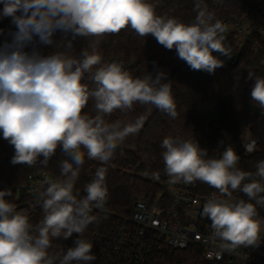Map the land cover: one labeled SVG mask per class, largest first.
Masks as SVG:
<instances>
[{
  "label": "clouds",
  "instance_id": "obj_1",
  "mask_svg": "<svg viewBox=\"0 0 264 264\" xmlns=\"http://www.w3.org/2000/svg\"><path fill=\"white\" fill-rule=\"evenodd\" d=\"M0 5V19L10 18L13 26L7 32L0 28V137L14 149L11 163L47 165L57 149L66 157L60 162L63 179L45 178L46 187L36 194L43 218L35 227L6 199L10 191L0 190V264H90L96 259L93 245L79 237L96 220L94 208L103 209L107 201L103 165L143 125V117L131 123L107 118L117 111L126 114L136 104L154 106L172 119L178 115L165 72L134 77L120 63H102L97 45L105 35L130 28L174 49L191 70L213 74L224 64L220 56H230L223 43L227 28L204 0H194L191 23L158 15L148 0H0ZM57 36L67 48L77 38L92 42L79 56L46 53ZM248 79L254 81L251 100L264 109V77L249 72ZM90 100L95 115L84 111ZM161 148L169 183L200 181L220 197H231L237 190L248 197L231 202L214 194L203 204L201 215L211 221L221 248L258 244L256 205L264 207V160L252 173L237 167L240 157L230 145L218 158L209 157L192 139L165 137ZM86 159L102 166L81 197L75 185ZM74 234L73 246L62 256L49 255L53 239L68 240Z\"/></svg>",
  "mask_w": 264,
  "mask_h": 264
},
{
  "label": "trees",
  "instance_id": "obj_2",
  "mask_svg": "<svg viewBox=\"0 0 264 264\" xmlns=\"http://www.w3.org/2000/svg\"><path fill=\"white\" fill-rule=\"evenodd\" d=\"M148 2L154 5L158 15L175 17L185 23H191L196 16L194 0H148ZM204 3L214 12L216 18L251 11V6L247 2L238 0H222L218 8H214L210 0H204ZM0 28L5 32L12 28L10 18L0 19ZM257 39L259 47L256 52L251 46H247L238 53L231 40L225 42L224 46L230 49V56H220L224 62L223 66L209 74L191 70L177 57L174 49H165L151 35L142 38L130 28H125L118 34H107L102 38L97 45L102 63H120L134 77L143 76L148 72H165L167 81L171 83L178 114L172 119L154 106L136 104L133 110L126 114L117 111L107 118L110 121L119 119L131 123L138 117H143L141 129L129 135L116 149L111 160L103 165L107 168L108 198L105 207L109 211L129 216L136 199L150 201L163 190V184L168 178L164 172L161 155L164 151L161 142L165 137L198 141L202 148L208 150L209 157H213L221 138L223 143L228 138L231 143L236 144L250 131L258 142L257 150L252 155H246L239 150L237 154L240 159L237 167L255 173L257 163L264 160V109L251 100L250 93L254 81L248 79L249 72L264 77V69L260 66L264 59V39L259 36ZM56 41L53 48H45L44 51L46 53L64 51L68 55L79 56L81 49L89 47L92 38H77L71 48H67V42L59 36L56 37ZM234 57H237L236 63H232ZM85 82L92 86L87 77ZM204 102L213 103L214 110L210 113L198 111L197 104ZM84 111L89 115H95L93 101H89ZM13 155V147L0 137V190L10 191L11 195L6 199L14 205L19 202L17 187L28 182L32 174L47 173L54 180L63 179L60 162L66 157L59 149L47 165L39 161L33 166L14 165L11 163ZM100 166H102L100 161L85 160L75 185V191L79 196L85 195V185L94 179L95 170ZM154 174L159 175L158 180L153 178ZM198 182L203 193L217 191L205 183ZM235 197L236 201L248 200V197L238 190L235 191ZM256 207L257 219L260 223L264 222V207L260 205ZM39 211L34 227L43 218L40 206ZM72 238L53 239L52 247L48 250L49 255L62 256L67 248L71 247ZM161 264L213 263L205 261L198 249H188L179 253H166Z\"/></svg>",
  "mask_w": 264,
  "mask_h": 264
},
{
  "label": "built area",
  "instance_id": "obj_3",
  "mask_svg": "<svg viewBox=\"0 0 264 264\" xmlns=\"http://www.w3.org/2000/svg\"><path fill=\"white\" fill-rule=\"evenodd\" d=\"M210 1L214 8H218L222 0ZM238 1L247 2L251 11L226 18L215 17L227 28L223 43L231 40L238 53L247 46L256 52L259 47L257 37L264 39V0ZM236 62L237 57H234L232 63ZM260 66L264 69V59ZM257 147V140L248 131L236 143L235 151L252 155ZM45 178L54 180L47 173L32 174L28 182L16 189L19 199L16 209L28 216L33 226L40 212V201L35 197L46 187ZM214 194L229 198L220 197L218 191L201 192L198 181L171 184L167 178L163 190L152 200L136 199L129 216L114 214L105 206L103 209L94 208L92 215L96 220L79 237L93 245L92 253L96 259L90 264H161L166 253L188 249H198L203 259L213 264H264V234H260L256 245L232 250L220 247V242L212 234L211 221L201 215L203 204ZM231 197L236 202L235 191ZM76 238L75 234L71 246Z\"/></svg>",
  "mask_w": 264,
  "mask_h": 264
},
{
  "label": "rangeland",
  "instance_id": "obj_4",
  "mask_svg": "<svg viewBox=\"0 0 264 264\" xmlns=\"http://www.w3.org/2000/svg\"><path fill=\"white\" fill-rule=\"evenodd\" d=\"M197 110L200 112H206V113H210L214 110V104L211 102H204V103H199L197 104ZM232 146L234 148V150L236 149V144L235 143H231L229 141V139H226V142L223 143V139H220V143H219V147L217 148L216 151H214L213 153V157H219V155L221 154V152L224 150L225 147L227 146ZM231 202H235V198L234 197H229L228 198ZM260 234H264V223H261V232Z\"/></svg>",
  "mask_w": 264,
  "mask_h": 264
}]
</instances>
